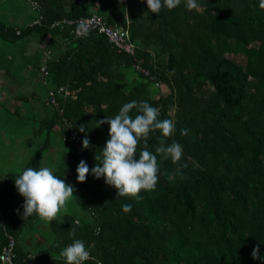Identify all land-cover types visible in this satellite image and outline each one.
I'll use <instances>...</instances> for the list:
<instances>
[{"label":"trees","instance_id":"16d2710c","mask_svg":"<svg viewBox=\"0 0 264 264\" xmlns=\"http://www.w3.org/2000/svg\"><path fill=\"white\" fill-rule=\"evenodd\" d=\"M39 25L17 29L0 24V34L18 39L38 32L63 42L67 30L51 27L60 18L86 17L78 0H36ZM90 4L103 0H87ZM123 10L109 14L110 25L127 26L137 53L156 72L168 92H156L142 76L128 80L131 57L118 52L105 36L90 33L63 43L67 49L47 62L50 86H66L74 96L59 99L64 115L90 147L78 154L67 147V176L74 201L89 219L64 214L49 223L47 250L28 257L19 244L25 225L23 197L14 185L18 174L0 179V255L14 242V264H66L59 253L82 239L101 264H264V9L260 0H198L188 11L183 3L149 12L146 0H108ZM19 31V32H18ZM18 32V33H17ZM159 107V119H172L168 138L183 146L179 165L159 156V181L140 199L116 197V189L91 174L76 180L81 160L91 169L108 139V125L95 121L114 116L131 101ZM135 116V109L130 113ZM60 122L57 114L51 119ZM61 124V123H60ZM85 125V132L78 131ZM187 129V135H181ZM159 132L149 137L155 151ZM140 147H143L141 142ZM82 148V144H81ZM39 152L28 167L38 169ZM169 175L175 178L170 180ZM132 205L130 213L122 205ZM4 219V223L1 220ZM10 237H9V236ZM11 238V239H10ZM259 246L257 258L253 248ZM1 264V260H0ZM84 264H95V260Z\"/></svg>","mask_w":264,"mask_h":264},{"label":"crops","instance_id":"0c3cea01","mask_svg":"<svg viewBox=\"0 0 264 264\" xmlns=\"http://www.w3.org/2000/svg\"><path fill=\"white\" fill-rule=\"evenodd\" d=\"M78 1L87 13L97 12L105 18L123 10V6L113 7L108 0L95 4ZM36 16L27 0H0L3 26L23 29L30 26ZM66 49L60 38L50 41L48 35L38 32L14 40L0 34V179L22 172L39 152L38 168L50 167L55 175L72 184L65 171L68 170L65 164L68 150L62 142V125L60 122L52 124L55 110L46 103L50 82L39 69L47 55L53 60ZM138 76L132 69L127 71L129 81ZM66 208V213H58V219L64 214L77 219L90 218L77 206L74 197L66 203ZM22 234L19 244L24 252L47 250L53 240L49 222L38 216L25 225Z\"/></svg>","mask_w":264,"mask_h":264},{"label":"clouds","instance_id":"9594fccd","mask_svg":"<svg viewBox=\"0 0 264 264\" xmlns=\"http://www.w3.org/2000/svg\"><path fill=\"white\" fill-rule=\"evenodd\" d=\"M182 0H146L149 12L157 15L163 9L172 10L178 7ZM188 11L200 7L198 0H183ZM260 8L264 9V0H260ZM78 35L86 36L88 28L81 24L76 29ZM135 109L136 115L130 113ZM160 109L146 101H131L123 104L114 116H105L95 121L96 127L108 125V139L100 151L95 155V163L91 169L86 161L81 160L76 167V180L78 183L86 181L91 174L95 179L104 178V183L114 187L116 197H131L140 199L141 190L154 191L159 181L160 164L158 156L163 160H171L179 165L176 173L183 178L181 168L187 167L180 164L183 158V146L173 140L167 143L168 138L175 133V123L172 119H159ZM86 126L80 125L78 131L85 132ZM159 132L155 151L150 150L148 143L150 134ZM181 135H187V129L182 130ZM143 142V147H140ZM82 150L89 148L90 141L85 135L81 141ZM175 177L169 175L172 180ZM14 185L18 193L23 197L21 205L23 212L21 219L26 220L33 215L45 222L57 219L58 213L67 212L66 203L74 197L75 188L55 175L50 167L38 169L27 167L14 179ZM124 213H130L132 205L125 203L122 206ZM75 230H69L70 244L63 247L59 255L65 259L66 264H84L85 261L95 260V264H101L100 260L92 257L82 239H72ZM259 246L253 248V259L258 257ZM264 259V258H262Z\"/></svg>","mask_w":264,"mask_h":264},{"label":"built area","instance_id":"2783aa9c","mask_svg":"<svg viewBox=\"0 0 264 264\" xmlns=\"http://www.w3.org/2000/svg\"><path fill=\"white\" fill-rule=\"evenodd\" d=\"M33 10L36 11L37 16L30 23L32 25H39L42 20V14L40 13V3L36 0H27ZM84 24L88 28V36L90 33H97L105 36L108 43L117 49L118 52L125 53L131 57L130 68L138 75L142 76L147 80L156 92H165L167 87L158 81L156 72H154L145 63V59L140 57L137 53L138 46L132 41L130 33L127 26L122 25H110L106 22L103 15L93 12L86 17H76V18H60L51 23V27L57 28L59 30H67V34L63 38V43H71L79 38H84L86 36L78 35L76 29L79 25ZM19 32V31H18ZM17 32V33H18ZM50 55H47L45 61L40 63L39 69L44 78L48 75V65L47 62L50 60ZM74 94L66 86L52 87L50 86L47 91L46 103L50 107H53L58 119L62 125L63 135L62 141L68 143V145L74 147L78 154H82V148L80 143L79 134L74 130L71 122L64 115V112L59 105V99L72 98ZM4 223V219L1 220ZM75 223L78 224L79 220L76 219ZM9 236V235H8ZM10 237V236H9ZM11 239V238H10ZM90 251V246L87 247ZM28 257L34 258L33 253H29ZM15 252H14V242L9 243L0 255L1 264H14ZM39 264H46L40 262Z\"/></svg>","mask_w":264,"mask_h":264},{"label":"rangeland","instance_id":"374dc122","mask_svg":"<svg viewBox=\"0 0 264 264\" xmlns=\"http://www.w3.org/2000/svg\"><path fill=\"white\" fill-rule=\"evenodd\" d=\"M166 92H168V90H167V89H165V93H166ZM73 195H74V194H73ZM74 196H75V195H74ZM71 199H72V198H71ZM69 200H70V199H69ZM46 224H47V223H46Z\"/></svg>","mask_w":264,"mask_h":264},{"label":"bare ground","instance_id":"6f19581e","mask_svg":"<svg viewBox=\"0 0 264 264\" xmlns=\"http://www.w3.org/2000/svg\"><path fill=\"white\" fill-rule=\"evenodd\" d=\"M33 26V25H32Z\"/></svg>","mask_w":264,"mask_h":264}]
</instances>
